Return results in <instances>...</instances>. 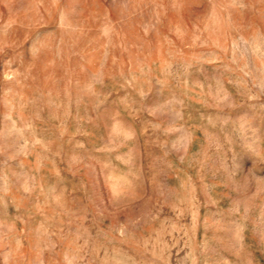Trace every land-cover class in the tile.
<instances>
[{"label": "rangeland", "instance_id": "1", "mask_svg": "<svg viewBox=\"0 0 264 264\" xmlns=\"http://www.w3.org/2000/svg\"><path fill=\"white\" fill-rule=\"evenodd\" d=\"M0 264H264V0H0Z\"/></svg>", "mask_w": 264, "mask_h": 264}]
</instances>
